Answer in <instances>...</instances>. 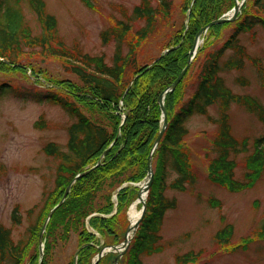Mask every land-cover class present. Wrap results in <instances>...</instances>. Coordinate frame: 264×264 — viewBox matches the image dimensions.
<instances>
[{
    "label": "trees",
    "instance_id": "16d2710c",
    "mask_svg": "<svg viewBox=\"0 0 264 264\" xmlns=\"http://www.w3.org/2000/svg\"><path fill=\"white\" fill-rule=\"evenodd\" d=\"M81 1L85 5L90 4V0ZM155 1L152 4L150 0H140L125 16V20L116 22L113 27L100 33L103 44L110 41L115 43L114 53L108 63L103 55L91 56L81 49L70 50L66 47L58 33V22L54 15L47 12L43 0H0V69L26 73V67L20 64L19 58L25 53L39 51L69 61L66 70L79 81L76 83L60 79L50 82L43 75L44 72L35 74L30 66L31 77L47 86L50 82L53 86L49 85L45 90L29 91L16 89L7 83L0 84V95L13 94L37 103L56 105L71 118L66 126L65 145L62 147L55 142H48L42 148L44 154L56 160L57 164L54 191L47 194L45 206L39 209L36 205L27 211L30 216L38 208L37 219L29 224L25 236L17 241L13 240L11 227L0 224V264H25L27 248L36 239L48 210L60 201L66 187L76 175L90 169L87 174L74 181L66 199L55 209L46 228L48 236L58 226L65 228V235L69 230L77 232L79 246L76 264H89L92 256L98 252L96 244L99 243V240H95L94 233L80 227L90 214L89 201L91 202L103 181L111 176L128 172L126 177L129 181H138L145 176L147 157L161 127V110L157 98L187 63L189 51L200 28L218 17L213 9L209 10L214 0H186L191 5L187 14V29H182L181 34L173 36L174 43L171 42L167 47V52L161 53L149 63L139 64L136 55L138 44L153 33L159 20L168 18L172 6L171 0ZM22 2L33 13L38 29L29 24L22 11ZM236 20L232 32L222 42L218 30L222 25L216 24L208 28L207 40L198 47L195 56L196 58L202 54L192 93L185 99L179 98V90L184 83L181 79L176 88L165 95L168 124L152 156L154 174L145 201V214L119 264H144L142 257L163 249L160 227L166 211L176 207L175 198H168L165 192L167 189L182 190L186 184L191 185L196 179L182 150L184 137L187 135L185 122L191 116H207L216 125L211 143L214 156L210 160V169L218 176L219 181L234 183V187L238 185L233 180L235 157L248 152V149L245 141L238 140L231 133L228 110L231 104H237L264 125V105L254 97L234 94L220 73L241 71L245 61L250 59L246 48L240 43L239 35L256 26L264 28V0H245ZM136 22H142V25L133 32V24ZM213 33L214 40L210 37ZM214 41L220 43H216L210 50ZM250 61L264 79V69L255 58ZM237 82L240 85L247 84L243 78L237 79ZM53 87L56 89L52 90ZM83 99H94L99 108L107 106L117 112L113 116V130L109 131L81 111L79 104H83ZM211 106L217 107L216 117L208 114ZM121 112L124 114L123 118L120 117ZM35 127L43 128L44 122H36ZM246 162L248 172L250 170L246 173L249 182L264 171V135L255 139L253 151L247 156ZM171 174H175V177L170 180ZM132 191L134 190L130 188L120 189L115 213L111 214L112 203L105 204L98 214L89 217L90 227L101 236L112 235L111 224L124 208L123 203ZM50 198L53 199L52 203L48 201ZM60 215L64 219L59 221L57 218ZM11 222L12 225L21 222L17 206L12 211ZM260 229L264 233V220ZM225 231L222 230L221 234L225 235ZM222 241L225 239L220 240ZM48 250L49 245L45 242L42 264H47L45 257ZM196 257L199 255L186 253L177 255L175 261L176 264H187ZM38 259L37 254L27 264H37Z\"/></svg>",
    "mask_w": 264,
    "mask_h": 264
},
{
    "label": "rangeland",
    "instance_id": "374dc122",
    "mask_svg": "<svg viewBox=\"0 0 264 264\" xmlns=\"http://www.w3.org/2000/svg\"><path fill=\"white\" fill-rule=\"evenodd\" d=\"M43 1L47 12L55 16L59 36L66 47L70 50L81 49L82 52L91 56L103 55L105 61L109 63L114 53L115 43L110 41L103 44L100 33L108 27H113L116 22L125 20V16L140 0H90L89 5H85L81 0ZM150 1L152 4L156 3L155 0ZM242 1L243 5L245 0H238L239 3ZM171 2L168 18L159 20L153 33L138 44L136 55L139 64L149 63L164 53L171 42L174 43L173 36L181 34L182 29H187L190 3L188 4L186 0H171ZM213 2L209 10H214L215 15H218L214 19L231 14L234 0H214ZM242 5L238 13L241 12ZM21 7L29 24L38 29L33 13L23 2ZM236 21L235 19L220 24L222 25L218 29L219 35L222 36L220 42L230 35ZM141 25L142 22L134 23L133 32ZM207 37L206 31L200 37L202 40L199 46L206 42ZM210 37L214 40V33ZM239 40L246 48L249 58H255L264 69V28L256 26L240 34ZM220 42L213 43L209 49L212 50L213 46ZM124 48L126 52V47ZM196 54L197 51L182 78L184 83L179 90V98H187L194 89L198 65L202 57V54H199L195 58ZM250 59L245 61L241 71L231 70L220 74L234 94L254 97L264 105V79ZM19 60L20 64L26 67V73L0 69V84L7 83L16 89L32 91L45 90L53 86L50 82L60 79L79 83L78 79L66 70L69 61L62 58L36 51L25 53ZM30 66L35 74L44 72L43 75L50 81V86L31 77ZM242 78L247 81L246 85H240L237 82V79ZM55 89L56 87L52 88V90ZM79 107L91 120L105 126L109 131L113 130L115 124L113 116L117 114L116 111L107 106L99 108L94 99H83V104H79ZM208 114L216 117L217 107H209ZM228 114L231 133L238 140L245 141L248 149V152L240 153L235 157L233 180L238 182V185L235 188L234 183L219 181L218 176L214 175L210 169V160L214 156L211 143L216 133V125L210 122L207 116L193 115L188 118L185 122L187 135L184 137L182 150L189 169L196 179L193 184H186L182 190H166L165 195L168 198H175L176 207L166 211L160 227L162 251L142 257L144 264H176L175 257L186 253L199 255L187 264H264V233L260 229L264 220V171L257 177H250L249 182L246 177V173L250 172V170L248 172L246 158L253 151L255 139L264 135V125L253 114L246 112L237 104L230 105ZM120 115L121 118L124 117L122 112ZM39 121L44 122L43 128L35 127V123ZM70 122L71 118L59 106L37 103L13 94L0 95V224L11 227L14 241L25 236L26 228L37 219L38 208L45 206L47 194L54 191L53 181L57 161L44 154L42 148L48 142H55L63 147L67 141L66 126ZM160 126L162 127V115ZM153 174L152 157L151 182ZM127 175L128 172H125L124 175L105 179L100 189L93 195L91 202L89 201L90 214L80 227L94 233L95 240H99L96 244L98 252L92 256L89 264L104 246L122 243L126 228L130 224L128 213L131 206L135 205L140 212L141 203L137 199V192L145 183L147 170L145 176L138 181L127 180ZM174 177L175 174H171L170 180ZM122 188H130L134 191L128 193L127 202L123 203L124 208L115 217L113 225L111 224L112 235L101 236L90 227L88 219L98 214L99 209L109 203L113 205L111 214L115 213L118 204L117 193ZM48 201L52 203L53 199ZM36 205L38 208L29 216L27 211ZM15 206L18 207L21 222L12 225L11 214ZM63 214L66 215V212ZM58 219L60 221L64 219V216L60 215ZM41 227L36 239L27 248L25 264L40 253ZM46 228L47 224L42 233V249L44 252V244L47 242L49 245L48 254L45 257L47 264L71 262L76 264L79 246L77 232L69 230L65 235L63 232L65 228L58 226L57 229L54 227V231L48 236ZM224 229L225 235L221 234ZM223 239L225 241L220 242ZM131 242L132 239L129 244ZM127 248L122 254L117 251L105 253L101 257L100 264H119Z\"/></svg>",
    "mask_w": 264,
    "mask_h": 264
},
{
    "label": "water",
    "instance_id": "95a60500",
    "mask_svg": "<svg viewBox=\"0 0 264 264\" xmlns=\"http://www.w3.org/2000/svg\"><path fill=\"white\" fill-rule=\"evenodd\" d=\"M242 3H243V1L241 3H239L238 0H234V6H233V8L231 10V14H229V15L227 14V15H224V16L219 17L217 19H214V20L210 21L209 23H207L205 26L200 28V30L197 32V34L195 36L194 42L192 44V48L189 51V59H188L187 65L181 70V72L179 73L177 78L159 94V96L157 98V102H158V105H159L160 110H161L162 127L159 130L158 135H157V137L155 138V140L153 142L151 151L149 152V155L147 157V175H146L145 183L140 186V188H139V190L137 192V199L141 203V209H140V212H139L140 213L139 217L137 218V220L132 225L129 224V226L126 228L124 239H123V241H122V243L120 245L104 246L100 250V252L97 254L96 258L90 264H97L99 262V260L101 259V257L105 253H107L109 251H117L119 254H122L124 252V250L128 247L130 239H132L136 229L139 226L140 221L142 220V218H143V216L145 214V207H146L145 197H146V194L148 192V188H149V185H150V182H151V178H152V155H153L154 150L158 146V144H159V142H160V140H161V138L163 136V133L165 131V128L167 126V115H166V109L164 107L165 95L168 92L173 91L176 88V86L179 84L181 79L183 78V76H184V74H185V72L187 70V67L190 64V61L192 60L193 56L195 55V53L197 51V48L199 46V43L202 40L200 37H202V35L212 25L221 24V23H225V22H228V21L235 20L237 18V15H238V12L240 10V6L242 5ZM167 51L168 50L166 49L164 52H167ZM89 171H90V169L84 171L81 174L76 175L75 178L66 187V190H65L61 200L59 201V203H57L53 208H51L49 210L47 218H46L44 224L42 225L41 230H40V234H39V244H40V253H39V255H40V257H39L38 264H42V260H43L42 233H43V231L45 229V226H46L47 222L49 221V219L52 216V214L55 211V209L63 203L64 199L66 198V196H67V194H68V192H69V190L71 188V185L73 184V182L77 178H79L80 176H83V175L87 174ZM142 193H143V197H141Z\"/></svg>",
    "mask_w": 264,
    "mask_h": 264
},
{
    "label": "bare ground",
    "instance_id": "6f19581e",
    "mask_svg": "<svg viewBox=\"0 0 264 264\" xmlns=\"http://www.w3.org/2000/svg\"><path fill=\"white\" fill-rule=\"evenodd\" d=\"M141 197H143V193H142ZM139 214L140 213L136 209L135 205L131 206L129 213H128V217H129V221H130L131 225L137 220V218L139 217Z\"/></svg>",
    "mask_w": 264,
    "mask_h": 264
}]
</instances>
